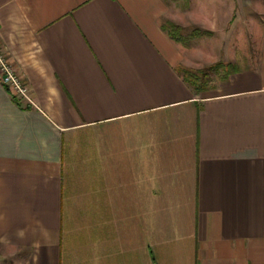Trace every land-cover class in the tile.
Masks as SVG:
<instances>
[{
	"label": "crops",
	"instance_id": "obj_1",
	"mask_svg": "<svg viewBox=\"0 0 264 264\" xmlns=\"http://www.w3.org/2000/svg\"><path fill=\"white\" fill-rule=\"evenodd\" d=\"M161 0H0L8 264H264V22L188 83Z\"/></svg>",
	"mask_w": 264,
	"mask_h": 264
},
{
	"label": "rangeland",
	"instance_id": "obj_2",
	"mask_svg": "<svg viewBox=\"0 0 264 264\" xmlns=\"http://www.w3.org/2000/svg\"><path fill=\"white\" fill-rule=\"evenodd\" d=\"M160 25L180 47L181 73L195 86L216 85L249 65L264 22V0H161ZM13 257L0 248V264Z\"/></svg>",
	"mask_w": 264,
	"mask_h": 264
},
{
	"label": "built area",
	"instance_id": "obj_3",
	"mask_svg": "<svg viewBox=\"0 0 264 264\" xmlns=\"http://www.w3.org/2000/svg\"><path fill=\"white\" fill-rule=\"evenodd\" d=\"M0 84L8 88L16 96L28 99L27 89L19 77L8 64L4 52L0 49Z\"/></svg>",
	"mask_w": 264,
	"mask_h": 264
},
{
	"label": "trees",
	"instance_id": "obj_4",
	"mask_svg": "<svg viewBox=\"0 0 264 264\" xmlns=\"http://www.w3.org/2000/svg\"><path fill=\"white\" fill-rule=\"evenodd\" d=\"M227 75H229V73L227 74ZM184 76V75H183ZM184 78L186 79V81L188 82V83H191L190 81H189V79H187V77H185L184 76ZM226 78V77H225ZM192 84V83H191Z\"/></svg>",
	"mask_w": 264,
	"mask_h": 264
}]
</instances>
